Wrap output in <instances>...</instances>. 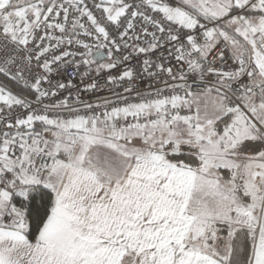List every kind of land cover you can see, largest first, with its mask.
<instances>
[{
    "label": "snow or ice",
    "instance_id": "1",
    "mask_svg": "<svg viewBox=\"0 0 264 264\" xmlns=\"http://www.w3.org/2000/svg\"><path fill=\"white\" fill-rule=\"evenodd\" d=\"M0 264H264V0H0Z\"/></svg>",
    "mask_w": 264,
    "mask_h": 264
}]
</instances>
